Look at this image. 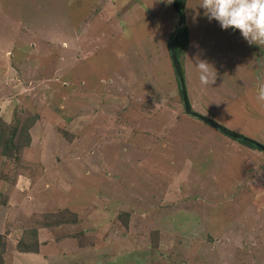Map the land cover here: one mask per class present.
I'll use <instances>...</instances> for the list:
<instances>
[{"label":"rangeland","instance_id":"rangeland-1","mask_svg":"<svg viewBox=\"0 0 264 264\" xmlns=\"http://www.w3.org/2000/svg\"><path fill=\"white\" fill-rule=\"evenodd\" d=\"M200 3L189 103L264 145V46ZM177 25L174 0H0V129L27 138L0 148V264H264V153L185 113Z\"/></svg>","mask_w":264,"mask_h":264},{"label":"clouds","instance_id":"clouds-1","mask_svg":"<svg viewBox=\"0 0 264 264\" xmlns=\"http://www.w3.org/2000/svg\"><path fill=\"white\" fill-rule=\"evenodd\" d=\"M200 7L210 20L218 21L223 29L239 30L250 45L264 46V0H201ZM197 68L201 85L215 83L207 62H198ZM257 100L264 103V84L258 87Z\"/></svg>","mask_w":264,"mask_h":264},{"label":"water","instance_id":"water-1","mask_svg":"<svg viewBox=\"0 0 264 264\" xmlns=\"http://www.w3.org/2000/svg\"><path fill=\"white\" fill-rule=\"evenodd\" d=\"M178 0H174V8L176 10L177 16H178V25L175 29V31L172 33L171 37L168 40V50H169V54L171 57V61H172V65L174 68V72L176 74V79H177V83H178V88H179V93L181 96V100H182V104H183V108L185 113L188 116H191L193 118H196L200 121H202L205 124H208L209 126L215 128L217 131L223 133L224 135L236 140V141H244V142H248L251 143L252 145H254L255 147H257L259 150H261L262 152H264V145L254 141L253 139H250L248 137H245L241 134L235 133L219 124H217L216 122L212 121L209 118H206L204 116H202L201 114L196 113L188 100V96H187V92H186V86L184 83V78H183V74H182V70H181V66L180 63L177 59L176 53L174 51V47H173V41L174 38L176 36H178V34L180 33L182 24L184 22V15L182 10L179 8L178 6Z\"/></svg>","mask_w":264,"mask_h":264},{"label":"trees","instance_id":"trees-1","mask_svg":"<svg viewBox=\"0 0 264 264\" xmlns=\"http://www.w3.org/2000/svg\"><path fill=\"white\" fill-rule=\"evenodd\" d=\"M179 1L180 0H178V2ZM182 1L184 2L185 0H182ZM188 42H189L188 29H187V27L185 25H183L181 27L180 33L178 34V36H176L174 38V41H173L174 51L176 53L177 59H178V61L180 63V66H181L180 58L183 57L186 54L187 49H188ZM181 70H182V66H181ZM174 74H175V72H174ZM175 76H176V74H175ZM176 82H177V79H176ZM177 85H178V83H177ZM178 90H179V88H178ZM25 134L28 136V134L26 132H25ZM5 135L6 134L4 133V131H2L0 129V148H2V151L5 154L8 153L9 151L10 152L13 151L14 154H15V151H17V149L23 148L24 146H22V144L25 141L27 142V138H26L24 140H21L22 142L20 141L19 143L14 144L12 142L11 135H6V136ZM3 139L5 140L4 142H3ZM237 142H239L240 144L246 145V146H248V147H250L252 149L261 151L257 147H255L254 145H252L251 143L244 142V141H241V142L240 141H237Z\"/></svg>","mask_w":264,"mask_h":264}]
</instances>
